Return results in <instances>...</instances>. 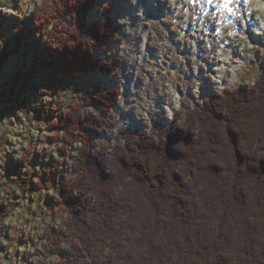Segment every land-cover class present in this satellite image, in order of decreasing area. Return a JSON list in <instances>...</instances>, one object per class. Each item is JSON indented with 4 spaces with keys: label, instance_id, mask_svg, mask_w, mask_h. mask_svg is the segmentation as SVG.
<instances>
[{
    "label": "trees",
    "instance_id": "trees-1",
    "mask_svg": "<svg viewBox=\"0 0 264 264\" xmlns=\"http://www.w3.org/2000/svg\"><path fill=\"white\" fill-rule=\"evenodd\" d=\"M101 1L57 0L50 14L43 9L38 26L53 25L47 66L60 75L46 81L52 96L66 79L117 70L97 58L117 33L112 5ZM96 7L100 18L90 21ZM119 98L96 85L87 99L101 115L85 117L79 104L55 115L60 152L83 146L62 187L47 171L70 215L67 232L50 236L68 240L69 255L84 264H264V76L178 111L148 134L121 129L97 154L94 137L110 131Z\"/></svg>",
    "mask_w": 264,
    "mask_h": 264
},
{
    "label": "rangeland",
    "instance_id": "rangeland-1",
    "mask_svg": "<svg viewBox=\"0 0 264 264\" xmlns=\"http://www.w3.org/2000/svg\"><path fill=\"white\" fill-rule=\"evenodd\" d=\"M56 1L0 0V264H84L69 255L68 240L50 236L67 232L70 220L52 186L62 187L74 177L72 163L83 146L77 142L67 154L60 152L56 138L64 134L56 129L55 115L69 111L71 104L81 105L85 117L101 115V108L87 99L94 86L120 92L110 131L94 137L100 141L94 145L99 154L102 146L116 144L121 129L148 134L154 125L171 124L178 111L202 105L211 96L207 87L219 75L230 82L221 92L253 85L264 76V30L241 67L219 75L214 71L220 48L239 34L234 37L230 29L220 33L215 11L206 12L205 0H102L100 7L112 5L117 33L97 58L116 62L117 70L104 74L97 69L72 85L66 79L62 91L52 96L46 81L60 75L47 66L44 44L53 25L38 22L44 19L43 9L50 14ZM233 10L234 3L226 21ZM87 18L99 19V7ZM191 23L202 30L189 32ZM255 31L249 30L251 37ZM243 45L231 50V61H237ZM50 168L53 185L46 180Z\"/></svg>",
    "mask_w": 264,
    "mask_h": 264
},
{
    "label": "bare ground",
    "instance_id": "bare-ground-1",
    "mask_svg": "<svg viewBox=\"0 0 264 264\" xmlns=\"http://www.w3.org/2000/svg\"><path fill=\"white\" fill-rule=\"evenodd\" d=\"M151 1L154 2V0ZM204 2L208 7L206 12L211 11L212 8L214 9L215 14L213 15L214 16L216 15L215 18L216 21L218 22L215 26L216 28H218L217 30L220 33L226 30L228 31L230 29L229 32L233 36L235 34H239L237 38L232 39L227 43H224L223 47L220 48V54H217L218 62L216 64L214 71H216V73L219 75L222 74L225 70H229V69L235 70L237 67H241L244 64V60H249L252 57L253 44L255 41L257 42L259 40L258 36L260 34H263L264 18H262V16L264 15V0H232L231 3L232 4L234 3V10H233V15L228 17L229 21H226L225 17L228 16L232 4L229 3L226 5L225 0H205ZM210 16L211 14L209 15V17ZM233 25L235 26L238 25V27L232 28ZM198 27L194 26L191 23V25L188 26L189 32H194L200 29L202 30L201 26ZM251 28L258 30L254 32L253 37L250 36V32H249ZM186 31L188 30L186 29ZM192 34L193 33H191L190 35L192 36ZM240 42H243L244 44L240 51L242 52V54L238 55L236 59L237 61L233 62L230 59V56L232 54L231 50L237 47L238 45H240ZM228 45L230 46L232 45V46L230 47ZM217 77H218L217 80H215V82L211 86L209 85L207 87V92L211 94V96L215 93H221V91L223 90L222 89L223 86L227 85V83H230L229 81L227 82L223 80L222 78L223 75H219ZM216 91H220V92H216Z\"/></svg>",
    "mask_w": 264,
    "mask_h": 264
},
{
    "label": "snow or ice",
    "instance_id": "snow-or-ice-1",
    "mask_svg": "<svg viewBox=\"0 0 264 264\" xmlns=\"http://www.w3.org/2000/svg\"><path fill=\"white\" fill-rule=\"evenodd\" d=\"M231 2H232V0H225L226 5L231 3Z\"/></svg>",
    "mask_w": 264,
    "mask_h": 264
}]
</instances>
